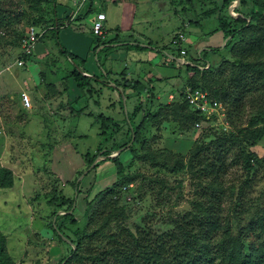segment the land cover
<instances>
[{
	"label": "trees",
	"instance_id": "16d2710c",
	"mask_svg": "<svg viewBox=\"0 0 264 264\" xmlns=\"http://www.w3.org/2000/svg\"><path fill=\"white\" fill-rule=\"evenodd\" d=\"M19 1L27 6H21ZM235 1L223 0L221 7L213 0L186 1L215 7L204 11L201 17L205 19L217 14L219 29L213 33L223 34V50L227 54L213 67L205 61V55H218L221 46L208 47L198 56L204 64L188 58L185 48L186 58L192 63L182 65L187 71V79L174 100L160 101L153 86L155 77L131 80L125 68L117 74L121 79L114 80L111 71L102 65L99 75H85L90 73L84 67L86 61H82L83 66L78 65L79 58L60 43V33L71 25V17L59 19L57 0H0V44L17 34L16 40L7 45L21 49L30 27L45 31L40 40L47 35L56 38L61 54L76 65L72 70L66 69L63 79H73L80 91L76 104L82 99L92 101L97 98L95 103L99 106L105 88L115 92L118 87L122 88L120 106L124 114L123 98L137 102L128 114L129 122L124 119V123L119 124L103 113L98 116L102 140L94 154L87 153L85 169L88 170L99 157H105L89 174L96 172L103 162H110L116 169V178L109 187L91 197L94 187L78 184V178L86 170L78 174L72 184L78 199L81 197L83 219L74 216L78 209V206L73 209L74 197L54 195L48 201L55 218L48 227L60 244L65 243L63 236L72 243L69 253L58 264H264V191L254 197L257 181L264 174V153L258 151L264 146V0H240L232 15L229 8ZM94 12L101 11L91 6L79 20ZM25 21L29 26L19 31ZM191 22L201 25L200 18L197 23L193 19ZM112 42L94 35L92 50L97 52L103 48L99 54L107 57L115 50L109 46ZM136 46L140 51L150 49L140 44ZM157 50L165 53L166 66L176 65L177 59L167 54L166 46ZM178 51L180 58L181 49ZM32 57L19 55V59L26 62ZM45 77L44 71L40 81ZM111 83L116 88L109 86ZM54 85H47L51 96L48 99L57 93ZM38 86L43 87L41 83ZM187 87L208 92L211 99L220 104L225 114L224 122L231 128L229 132L223 129L224 125L219 134L213 133V127L196 128L197 124L206 122V117L190 107L184 94ZM108 100L113 109L116 99ZM84 108L76 111L78 117L82 116ZM165 124L178 138L194 130L193 147L187 157L161 146ZM118 135L123 138L116 141ZM123 148L129 152L128 160L122 159L124 151L111 157ZM180 175L189 177L188 199H185L188 192L185 193L184 181L173 185L169 180L171 176ZM15 183L12 170L0 166V190L11 189ZM128 193L137 194L135 202L130 201ZM142 201L148 204L144 208L160 211L165 205L175 207L186 201L189 210L174 211V214L169 211L167 217L160 220L156 218L161 213H150L141 224L130 227L136 202ZM142 207L138 206V210ZM60 211L66 214L59 216ZM70 211L73 212L69 214ZM64 219L68 222L59 225L58 222ZM0 264H14L7 255L1 234Z\"/></svg>",
	"mask_w": 264,
	"mask_h": 264
},
{
	"label": "rangeland",
	"instance_id": "374dc122",
	"mask_svg": "<svg viewBox=\"0 0 264 264\" xmlns=\"http://www.w3.org/2000/svg\"><path fill=\"white\" fill-rule=\"evenodd\" d=\"M186 1L177 0L175 3L173 0H99L100 4L106 6L105 10L112 9L111 18L114 28L118 26V20L114 19L115 13L123 10V17L121 13L119 15L122 24L124 26L135 24V31L140 30L142 37L138 35L133 38L122 37L121 40L125 45L138 43L140 46L150 48L147 43L152 42L157 45L158 42V44L166 46L168 48L166 52L177 59L174 67L157 65L163 55H154L145 48L141 55L144 57L154 56L156 60L153 61L156 65L153 66L148 63L149 60L148 62L145 60L140 66L138 61L133 59L135 55L138 56L136 52L130 53L127 52V49H121L119 53L123 61L115 60L112 62L113 73H119L128 68L129 75L152 71L155 78L164 79L162 81L153 79L155 93L160 101H168L171 94L178 95V91L187 79L185 67L179 65L178 62V47L171 44L174 37H172L173 33L180 28V30L183 29V25L186 23L184 22L185 17L187 20L193 19L195 23L200 18L202 25L200 27L198 24H193L186 29V32L184 31L187 39L184 47L188 50V58L194 59L198 64H204L205 61L209 62L214 67L219 64L221 57L227 54L223 50L225 45L223 34L221 32L213 33L219 29L217 14L214 13L205 19L201 17L204 11L215 9V7L203 6L202 3L190 4ZM73 3L71 4L72 7ZM19 4L24 7L27 6L22 1H19ZM132 4H136V11H134ZM89 5L90 2L87 3L86 8ZM192 5L193 8H191ZM74 7L76 9V6ZM183 7H187L189 10L186 16L182 13ZM117 8L121 10L118 12ZM86 11L88 10L84 8L82 12ZM133 12L136 14L135 22L133 19L127 22L129 14L131 13L133 16ZM81 22L83 29L81 34H78L76 29L79 25V21L76 20L72 23L74 26L70 27L69 31L64 34L65 36L60 35V43L68 52L72 50L70 42L73 41L78 44L80 38L84 36L86 39L93 38L91 29L94 23V14L89 15L85 21ZM28 24L25 21L19 27V31L29 26ZM17 37L16 34L12 40L7 39L6 42L0 44V166L12 170L16 179L13 188L0 190V234L5 239L7 255L14 264H58L69 253L71 245L65 240L66 238H63L65 243L60 244L53 230L48 227L49 222L55 221L54 209L50 207L48 201L53 199L54 195L59 197L63 194L67 197H74L76 203L73 209L78 206L74 216L76 219H83L81 217L84 215L80 209L81 197L78 199L72 182L81 171L86 170L87 153L94 154L102 140V136H100L101 120L98 116L103 113L105 116L114 117L120 124L122 116L114 113V109L117 112L121 109V96L116 89L117 103L113 109H110L108 102L109 98H113L111 96L113 91L109 88H105L104 98L101 99L98 108H95L94 105L97 98L92 101L82 99L80 103L76 104L80 91L76 88L75 82L73 79L63 81L66 76V69L72 70L76 65L61 54L62 50L57 46L56 38L54 40L47 35L43 40L41 39L36 45L31 60H28L24 66H18L17 62L21 49L18 46L7 45V43L15 41ZM143 38L146 39L143 40ZM218 46H221L222 49L218 55H205L207 58L205 61L199 60L198 47L205 50L208 47ZM107 68L109 67L107 66ZM44 71L46 72L45 80L40 81L44 76ZM33 77L36 78L37 82L32 80ZM104 80L106 79L104 78ZM100 81L103 80L100 79ZM40 83L43 87L38 86ZM49 83L55 84V90L57 88V93L52 94V99H48L51 97L47 90ZM109 86L115 87L114 83L109 84ZM67 89L70 91L69 93H67ZM23 92L29 93L32 97L33 108L31 110H26L22 105L21 94ZM127 103L124 106L126 110L133 107L134 101ZM82 108H84L83 114L78 117L76 111ZM223 111V109H219V114L213 116L211 121H207L206 124L202 122L201 128L210 127L211 124V127L215 128L213 133L219 134L222 131L221 125H223L225 118ZM91 113L93 114L91 115ZM218 122L222 124L218 125ZM223 129L229 132L231 128L225 126ZM107 131H112V128H107ZM194 133L192 130L190 134L183 137H174L170 126L165 124L164 132H162L164 140L161 146L166 148L167 139L188 140L189 143L177 145L178 147L173 146L175 149L168 146V149L173 153L187 157L193 147ZM106 137L109 138V135ZM122 138L123 136L118 135L115 140L118 141ZM258 151L264 153V146L259 147ZM129 157V152L124 151L122 159L128 160ZM96 161L92 166L102 162L96 163ZM91 167L78 178V184L87 188L93 186L92 197L112 184L116 178V169L110 162H103L96 172L89 174L93 169ZM260 176L254 197H259L260 192L264 191V174L262 173ZM169 180L173 185H177L178 181H184L185 193L188 192L190 187L188 176H171ZM127 195L133 202H135V197L138 198L137 194L128 193ZM186 195L185 199H188L189 192ZM148 202L150 203V199ZM136 204L134 216L132 215V219L129 221L130 227L135 223L141 224L142 219L150 213H161L156 218V220H160L167 217L169 211H173L174 214V211L189 210V204L186 201L181 204L178 203L175 207L168 208V205H165L163 211L144 208L148 205L144 204V201L140 204L136 202ZM140 205L143 206L142 210H138ZM72 212L70 211L69 214ZM58 214L63 216L66 213L60 211ZM67 222L68 220L64 219L58 224ZM158 228L166 229L159 226ZM69 235L71 236V234Z\"/></svg>",
	"mask_w": 264,
	"mask_h": 264
},
{
	"label": "crops",
	"instance_id": "0c3cea01",
	"mask_svg": "<svg viewBox=\"0 0 264 264\" xmlns=\"http://www.w3.org/2000/svg\"><path fill=\"white\" fill-rule=\"evenodd\" d=\"M132 1H134V0H132ZM213 1L216 2L219 7H221L222 4H223V0H213ZM57 2H58L57 12H58L59 19L64 20L68 16L71 17V25L70 26H67V28L63 29L61 31V33H60V35H63V36H65L64 34L67 33V31H69V28L70 27L74 26V25H72V23H74L76 20L79 21L78 28L76 27V29L78 31V34H81L82 33V30L83 29H82V22H81V20H79V19H81L80 16L83 15V14H85V13H87L89 11V8H91V6H92V9H93V6L95 8H96V6H98L97 8L101 11L100 13H105L106 14V21H105L106 38H109L110 41H113L111 44H109V46H111V47H113L115 49V50H113L112 52L109 53L110 55H108L106 57V55L103 54V53L102 54H99L100 50H102L103 48H100L97 52H94L92 50V48L94 46V35L92 34V30H91V36H93V38L91 37L90 39H86L85 38L86 36H84V37H82L83 39L80 38V42H78V44H75V42H73V41L70 42V44H72V50H71L70 53L76 55L79 58V61H77V64L78 65H80V66L82 65L83 66L82 61H86V64H85L84 67L89 69V72L90 73L87 74V75H89V77H92L94 75H99L102 72V70H103L102 67H101V65H102V66L105 67V69L107 68V66L109 67V68H107V70L108 71H111V74H113L112 75V79L115 80L116 78H118L119 75H117V74L122 73L123 70L121 72H119V73H113V67H112L113 64H112V62L115 61V60H117V61H123V58H122L121 54L119 53V51H121V49H127L128 50L127 52H130V53L136 52L138 54V56L135 55L133 57V59L134 60H137L138 61V65H140V66H141L142 62H145V60H147V62L149 60L150 62H148V63H151V65H153V66L156 65V63H154V61H153V60H156L154 56H146V57H144L143 55H141L142 54L141 52H143V51H140V50L137 49V46L136 45L138 43H133V44L129 43V44H126L125 45L124 42L121 40L122 37L123 38L124 37L133 38V37H135L137 35L142 37V34H141L140 30H136L135 31V24L132 25V26L130 24L129 25L127 24L128 26H124L122 24V21H121L119 15L121 13V15L123 17V14L124 13H123V10H121L120 8H117V11L118 12L120 10L121 11L119 13H115L116 14V17L114 19L116 21L118 20L117 21L118 22V26L114 28V26H112V21L113 20L111 18L112 17L111 16L112 9H107L108 10V12H107V10H105V7L106 6L104 4H100L99 3V0H87V2L85 4H81V0H79V1H76V0H74V1H72V0H57ZM72 2H74L73 3V7L71 6ZM89 2H90V5L86 8L87 3H89ZM235 2L232 3V5L230 6V8L233 7V5L235 4ZM207 5H210V4H207ZM74 6H76V9H75ZM132 7H133V9H135L136 8V4L135 5L132 4ZM84 8L87 9L88 11L82 12L84 10ZM187 9L188 8L185 7V9H184L185 12H182L184 14V16L188 15ZM136 10L137 9H135L134 11H136ZM129 15L130 16H128L127 22L130 21V20L132 21V19L135 22L136 14L133 12V16H132L131 13ZM96 18H97V13L94 12V21L96 20ZM110 19H111V23H110ZM184 19H185L184 22H186V23L183 25V29L180 30L181 29L180 28L178 31L174 32L173 35H172V37L177 32L185 33L186 32V29L189 28V27H191V25H193V23L191 22V18L187 20V18L185 17ZM82 21H85V18ZM119 25H121V26H119ZM198 26L201 27V25H198ZM145 39L143 38V40H145ZM145 43H147V42H145ZM147 44H151L152 45V46H150V49H148L152 54L157 55V56L163 55L161 57V59H159V63H157V65H162V66L164 65V66H166L164 64V62H165V53H160L157 50V49H159L161 47H164V45L162 46L161 44H158V42H157V45H154L152 42H149ZM125 47H127V48H125ZM199 48L200 47L197 48L198 49L197 50L198 51L197 52V55L198 56L201 55L202 52L204 51V49H199ZM169 56L172 57L171 55H169ZM172 58L175 59V57H172ZM141 72H142V70H141ZM140 74L137 75V74H134L133 73L132 75H129L128 77H130L131 80H137L139 78L140 79H142V78H145L146 79V78H149V77H154L153 74H152V71L142 72ZM119 79H121V78L119 77ZM158 79H159V81H161L160 78H158ZM32 80L35 82L36 81V78L34 79V77H33ZM114 88H116V87H114ZM119 89L122 91V88L121 87H118V89H117L118 92H120ZM121 93L122 92H120V94ZM115 94H116L115 92H112L111 96L113 98H115ZM115 99H117V98H115ZM133 101H134L133 107H131L130 109L127 108V110L124 111L125 114L122 112L121 109H119V112H117L114 109V113H117V115L122 116V120H121L120 123H124V119L128 120V114L131 111H133L134 107L137 105V102H135V100H133ZM127 102L128 101H125V103H124V101H123L124 106L126 104H128ZM94 105H95V108H98L99 107L98 104L95 103V102H94ZM110 109H112V108H110ZM124 110H125V107H124ZM109 117H111V116H109ZM128 122H129V120H128ZM183 143H189V141L188 140L187 141H185V140H183V141L182 140H178L177 141L176 139H171V140L170 139H167L165 144H166V148L167 149H168V146H171L170 147L171 149H175L173 146L178 147L177 145H183ZM98 181H99V179H98Z\"/></svg>",
	"mask_w": 264,
	"mask_h": 264
},
{
	"label": "built area",
	"instance_id": "2783aa9c",
	"mask_svg": "<svg viewBox=\"0 0 264 264\" xmlns=\"http://www.w3.org/2000/svg\"><path fill=\"white\" fill-rule=\"evenodd\" d=\"M87 0H81V4H85ZM232 8V7H231ZM106 14L98 13L97 18L93 24L92 30L94 35L97 37L105 38L106 37V28H105ZM45 33L44 30L30 27L27 33L26 38L23 40L21 45V54L23 56H31L34 54L37 43L39 42L42 35ZM186 36L182 32H178L174 35L172 44L181 49V57L179 58L181 65H192V63L186 58L187 51L184 47L186 44ZM26 61L23 58H20L17 62L18 66H24ZM185 99L188 101L190 107L195 111H200L206 117V122L211 121L213 116L219 114L220 104L211 99V96L208 92L202 91L201 89H193L192 87H187L184 91ZM175 99V95L171 94L169 96V101ZM21 102L23 107L26 110H31L33 108L32 97L29 93L23 92L21 94ZM225 117V116H224ZM206 122H204L206 124ZM222 124L220 122L217 123ZM224 126L228 127L227 123H223ZM201 124H197L196 128L200 129ZM211 127V124H210Z\"/></svg>",
	"mask_w": 264,
	"mask_h": 264
},
{
	"label": "water",
	"instance_id": "95a60500",
	"mask_svg": "<svg viewBox=\"0 0 264 264\" xmlns=\"http://www.w3.org/2000/svg\"><path fill=\"white\" fill-rule=\"evenodd\" d=\"M239 2H240V0H236V2H235V4L233 5V7L229 9L230 14H232V15L235 14V13H234V10H235L236 6L239 4ZM180 61H181V60L179 59L178 62L180 63ZM85 75H87V74H85ZM87 76H89V75H87ZM114 86L116 87L115 84H114ZM119 91L122 92L120 89H119ZM123 99H124V103H125V98H123ZM125 111H126V109H125ZM129 146H130V145H129ZM124 150H125L124 148H123V149H120L118 152H116V154L111 155V157H113V156H117V155H120ZM105 159H106L105 157H103V158L101 157V158H99V159L96 161V163H97L98 161H103V160H105ZM96 163H95V164H96ZM94 167H95V165H93L91 168H94ZM63 238H66V237L63 236ZM65 240L68 242V244L72 245L71 241H70L68 238H66Z\"/></svg>",
	"mask_w": 264,
	"mask_h": 264
},
{
	"label": "clouds",
	"instance_id": "9594fccd",
	"mask_svg": "<svg viewBox=\"0 0 264 264\" xmlns=\"http://www.w3.org/2000/svg\"><path fill=\"white\" fill-rule=\"evenodd\" d=\"M235 12V11H234Z\"/></svg>",
	"mask_w": 264,
	"mask_h": 264
}]
</instances>
